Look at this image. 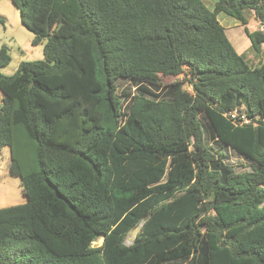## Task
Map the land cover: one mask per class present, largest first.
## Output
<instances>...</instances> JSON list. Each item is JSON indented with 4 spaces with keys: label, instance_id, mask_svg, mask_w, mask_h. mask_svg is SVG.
<instances>
[{
    "label": "trees",
    "instance_id": "trees-1",
    "mask_svg": "<svg viewBox=\"0 0 264 264\" xmlns=\"http://www.w3.org/2000/svg\"><path fill=\"white\" fill-rule=\"evenodd\" d=\"M213 1L9 0L44 59L0 73V264H264V64L217 20L258 55L264 0Z\"/></svg>",
    "mask_w": 264,
    "mask_h": 264
},
{
    "label": "rangeland",
    "instance_id": "rangeland-1",
    "mask_svg": "<svg viewBox=\"0 0 264 264\" xmlns=\"http://www.w3.org/2000/svg\"><path fill=\"white\" fill-rule=\"evenodd\" d=\"M211 0H204L205 5H209ZM0 17L5 21L3 26H0V49L5 47L10 56V63L0 69V73L5 76L13 75L20 62H33L43 60V44L32 46V34L25 29L21 22L19 11L9 2V0H0ZM248 20L247 28L250 32L260 31L264 33V26H260L254 18L253 14L246 13ZM219 23L227 29L226 36L235 49L237 54L242 55L249 65L256 66L260 63L264 64V44L260 54H255L251 49V43L246 37L243 26L240 22L225 15L217 16ZM182 76L170 78L166 82L170 83L175 80H181ZM122 82L119 81L118 84ZM126 84L122 85L124 88ZM187 91H190L185 86ZM227 162L234 166L236 171L245 169L248 170L249 164L239 155L231 150H226ZM10 155L8 148H4L0 153V209L11 206H17L26 202V197L22 194L20 179L13 176L9 172ZM141 225L132 229L125 238L124 244L129 246L133 243L136 235L139 232ZM102 240H98L93 245H100Z\"/></svg>",
    "mask_w": 264,
    "mask_h": 264
},
{
    "label": "crops",
    "instance_id": "crops-1",
    "mask_svg": "<svg viewBox=\"0 0 264 264\" xmlns=\"http://www.w3.org/2000/svg\"><path fill=\"white\" fill-rule=\"evenodd\" d=\"M203 2H204V0H202ZM213 4H214V1L213 0H211L210 1V4L207 6L209 9H212V7H213Z\"/></svg>",
    "mask_w": 264,
    "mask_h": 264
}]
</instances>
